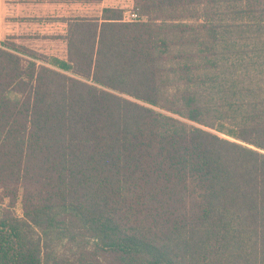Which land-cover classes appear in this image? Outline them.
<instances>
[{
    "label": "trees",
    "instance_id": "16d2710c",
    "mask_svg": "<svg viewBox=\"0 0 264 264\" xmlns=\"http://www.w3.org/2000/svg\"><path fill=\"white\" fill-rule=\"evenodd\" d=\"M129 1L0 43V264H264V0Z\"/></svg>",
    "mask_w": 264,
    "mask_h": 264
},
{
    "label": "crops",
    "instance_id": "0c3cea01",
    "mask_svg": "<svg viewBox=\"0 0 264 264\" xmlns=\"http://www.w3.org/2000/svg\"><path fill=\"white\" fill-rule=\"evenodd\" d=\"M131 3L133 1L129 0H0V43L34 19L52 17L61 20L64 35L67 23L63 19L97 17L104 8L122 9Z\"/></svg>",
    "mask_w": 264,
    "mask_h": 264
},
{
    "label": "rangeland",
    "instance_id": "374dc122",
    "mask_svg": "<svg viewBox=\"0 0 264 264\" xmlns=\"http://www.w3.org/2000/svg\"><path fill=\"white\" fill-rule=\"evenodd\" d=\"M83 4H85L84 1H82V6ZM133 6H135L134 3L127 4L122 10L131 9ZM64 30L61 20L52 17L40 18L31 20V23L11 35L10 38H13L19 45L37 51L40 54L64 59L66 57V44L61 38ZM9 203L10 200L5 198L4 206L9 205ZM11 204L13 214L21 216L23 212L21 196L16 201L11 202Z\"/></svg>",
    "mask_w": 264,
    "mask_h": 264
},
{
    "label": "built area",
    "instance_id": "2783aa9c",
    "mask_svg": "<svg viewBox=\"0 0 264 264\" xmlns=\"http://www.w3.org/2000/svg\"><path fill=\"white\" fill-rule=\"evenodd\" d=\"M144 19L145 18L141 15L140 11L135 6L123 12L124 22H137L142 21Z\"/></svg>",
    "mask_w": 264,
    "mask_h": 264
}]
</instances>
